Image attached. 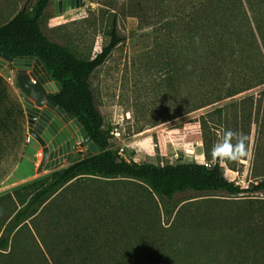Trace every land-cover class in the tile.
<instances>
[{
	"label": "rangeland",
	"instance_id": "374dc122",
	"mask_svg": "<svg viewBox=\"0 0 264 264\" xmlns=\"http://www.w3.org/2000/svg\"><path fill=\"white\" fill-rule=\"evenodd\" d=\"M37 1L0 0V26L9 22L24 7L33 9ZM149 1L118 0L119 32L125 41L91 79L96 104L104 116V130L110 136L112 148L127 161L138 163L161 166L220 163L230 182L245 190L252 188L264 180V87L180 116L194 104V84L192 77L187 79L184 72L169 63L172 62L169 52L164 50L171 34L179 37V25L169 22L173 19L167 18V3H162V9H159L156 3ZM104 2L87 0L83 7L62 11V8L55 7L52 0L42 20V29L51 41L70 47L79 58L92 59L110 40L114 11ZM169 6L172 7V4ZM173 6L172 13L178 16V10L183 11V8L179 2V9ZM17 76L13 65L0 74V232L3 222L8 221L28 200L30 184L46 179L76 159L92 153L83 142L70 161L50 170H40L39 162L34 177L14 185L3 184L2 170L8 159L4 152H7L9 137L14 134L21 118V97L15 91L19 89ZM229 132L233 135L226 136ZM36 142L34 140L29 145L26 165L18 172L16 179L34 172L32 157L37 151ZM221 144L230 145L231 154L213 156V148ZM225 151H228L227 147ZM90 184L93 185L87 188L90 192L100 186L98 182ZM119 187H123V190L118 197L114 194L106 197L111 206L102 208L93 217L108 220L107 225L99 223L96 232L145 233L144 242L138 245L144 252L139 264H156L158 261L209 264L211 256L226 250L217 249L218 252L214 253L209 247L220 243L223 235H231L236 245L242 239L232 232H245L247 219H237L246 210L245 200L255 203L257 214L252 219L253 226L257 227L255 231L264 232L263 192L245 193L238 197L224 193L212 196H201L194 192L179 194L174 206L169 207L172 213L167 214V206L158 198L153 204L141 198L131 199V194L139 189L137 184L122 182ZM3 198L7 199L3 201ZM68 201L70 205H75L77 200L70 196ZM122 201L130 207L128 213L116 211ZM102 205L105 207L107 204ZM231 213H234L236 223L229 216ZM101 226L104 227L100 231ZM66 228V224L57 221L50 212L40 213L27 221L21 232H66ZM209 235L215 239L210 243ZM243 247L238 249L233 246L227 252L228 261L238 264L242 257L249 261L251 253L245 252L246 248ZM253 249L258 263L264 264V249L260 246ZM105 261L115 263L107 258Z\"/></svg>",
	"mask_w": 264,
	"mask_h": 264
},
{
	"label": "trees",
	"instance_id": "16d2710c",
	"mask_svg": "<svg viewBox=\"0 0 264 264\" xmlns=\"http://www.w3.org/2000/svg\"><path fill=\"white\" fill-rule=\"evenodd\" d=\"M150 1L159 9L162 3H167V18L173 19L169 22L179 25V37L171 34L164 50L169 52L172 60L169 63L184 72L187 79L192 77L194 84V104L180 116L264 87V0ZM51 2L38 0L33 9L24 7L0 26V54L44 59L53 81L64 83L52 101L82 124L91 142L101 151L76 159L50 177L30 184L28 200L2 224L0 264H109L105 258L114 264H139L144 252L138 245L144 242L145 233L102 232L104 226L99 228L101 232H96L97 225H107L108 220L100 216L93 218L102 208L111 206L106 197L120 195L122 182L138 185L131 199L141 198L153 204L158 198L167 206V214L172 213L170 208L176 196L188 192L201 196L224 193L232 197L264 193V180L245 190L226 178L220 163L161 166L121 157L104 130L105 119L96 104L91 81L97 69L125 41L119 32L118 0L104 2L114 11L110 40L92 59L79 58L70 47L53 42L45 35L42 20ZM173 5L179 9L178 16L172 13ZM90 182H98L100 186L90 192L87 189L93 187ZM70 196L77 200L75 205L69 204ZM244 203L246 210L237 219H247L245 232L232 233L264 249V232L255 231L257 227L252 224L257 214L255 203L249 200ZM117 207L116 211L121 214L128 213L130 208L123 201ZM50 212L57 221L66 224V232H21L27 221ZM229 216L236 223L234 213ZM262 255L264 258V252Z\"/></svg>",
	"mask_w": 264,
	"mask_h": 264
},
{
	"label": "water",
	"instance_id": "95a60500",
	"mask_svg": "<svg viewBox=\"0 0 264 264\" xmlns=\"http://www.w3.org/2000/svg\"><path fill=\"white\" fill-rule=\"evenodd\" d=\"M55 1L62 11H71L87 3V0ZM9 65H13L18 73L17 83L29 118V134L43 149L40 170H50L64 160L70 161L78 142H85L94 154L101 151L91 142L82 124L52 101L64 83L53 81L44 59L35 56L11 58L0 54V70Z\"/></svg>",
	"mask_w": 264,
	"mask_h": 264
},
{
	"label": "crops",
	"instance_id": "0c3cea01",
	"mask_svg": "<svg viewBox=\"0 0 264 264\" xmlns=\"http://www.w3.org/2000/svg\"><path fill=\"white\" fill-rule=\"evenodd\" d=\"M5 69L0 70V74H3L5 72ZM19 89H15V91H17V94L20 95V97H21V98H19L20 103H21V106L19 105L21 118L18 122L19 124H18L14 134L10 135V137H9L10 138L9 139L10 140L9 148H8L7 152H4V155L7 156L8 159L6 160L7 163L5 164V166L3 167V170H2V175H3L2 181H3V184L8 183V185L18 184L20 182L26 181V180L34 177L36 175L37 170H38L39 162L41 163V160L38 161V153L43 152V149L40 146V144L38 142H36L37 151L35 152V154L32 157V166L34 168V172L29 173L28 175H26L22 179H19V180L16 179L18 172H20L21 169L26 165L25 159H26L28 147L34 141V139L29 134L30 127H29V118H28L27 108L25 106V101L22 98V92L20 93L21 90H19ZM65 161L66 160H64L63 162H65ZM230 236L231 235L227 236V234H225V235H223L220 243H218V244L215 243L214 245L209 246L211 248V252H214V253L218 252L217 249H223V250L226 249L225 251L217 254V256H215V254L212 253L214 255L211 256V258H209V264H233V263L228 261L227 256H226L228 254L227 252H230L231 249L233 248V246H234V248L237 247L239 249V248H242L243 245H245L243 248H246L245 252H247L249 254L251 253V255L249 256L250 260L246 261L245 257H242L243 259L240 260V262L238 264H259L258 261L256 260V255H255V251H254L255 248L253 249V247H256L254 243H253V245H251L250 242H248V243L246 242L247 240H245V239L240 240L239 239L238 240L239 242L236 245ZM214 240H215L214 237L211 238V236L209 235V243L214 241ZM250 248H251V250H249ZM252 253H253V255H252ZM157 264H174V263L161 262V263H157Z\"/></svg>",
	"mask_w": 264,
	"mask_h": 264
},
{
	"label": "clouds",
	"instance_id": "9594fccd",
	"mask_svg": "<svg viewBox=\"0 0 264 264\" xmlns=\"http://www.w3.org/2000/svg\"><path fill=\"white\" fill-rule=\"evenodd\" d=\"M233 135L232 133H227L226 136H231ZM225 147H227L228 151H225ZM231 154V146L230 145H226V144H221L217 147H214L212 150V155L213 156H225V155H230Z\"/></svg>",
	"mask_w": 264,
	"mask_h": 264
},
{
	"label": "bare ground",
	"instance_id": "6f19581e",
	"mask_svg": "<svg viewBox=\"0 0 264 264\" xmlns=\"http://www.w3.org/2000/svg\"><path fill=\"white\" fill-rule=\"evenodd\" d=\"M38 158H40V160H41V158H42V152H39L38 153Z\"/></svg>",
	"mask_w": 264,
	"mask_h": 264
},
{
	"label": "flooded vegetation",
	"instance_id": "af4514ba",
	"mask_svg": "<svg viewBox=\"0 0 264 264\" xmlns=\"http://www.w3.org/2000/svg\"><path fill=\"white\" fill-rule=\"evenodd\" d=\"M55 3H56V1L54 0V5H55ZM64 5V4H63ZM55 7L57 8H59L60 7V5L59 4H57V5H55Z\"/></svg>",
	"mask_w": 264,
	"mask_h": 264
},
{
	"label": "built area",
	"instance_id": "2783aa9c",
	"mask_svg": "<svg viewBox=\"0 0 264 264\" xmlns=\"http://www.w3.org/2000/svg\"><path fill=\"white\" fill-rule=\"evenodd\" d=\"M80 145H82V143L78 142V143H77V148H78ZM207 165H208V164H207Z\"/></svg>",
	"mask_w": 264,
	"mask_h": 264
}]
</instances>
